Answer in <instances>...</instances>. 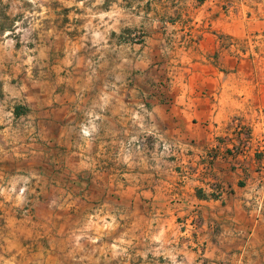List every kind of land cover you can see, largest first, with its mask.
<instances>
[{
    "label": "rangeland",
    "instance_id": "rangeland-1",
    "mask_svg": "<svg viewBox=\"0 0 264 264\" xmlns=\"http://www.w3.org/2000/svg\"><path fill=\"white\" fill-rule=\"evenodd\" d=\"M155 6L0 0V264L206 263L203 254L188 260L174 251L176 243L150 225L148 198L131 189L135 169L146 184L157 167L174 166L182 177L199 167L187 159V141L154 124L150 112L159 84L172 89L178 80H162L157 67L151 79L133 73L156 29ZM55 88L74 96L73 122L60 128L62 139L37 140L30 151L21 137L33 123L15 118V98L2 92ZM197 211L177 220L199 245Z\"/></svg>",
    "mask_w": 264,
    "mask_h": 264
},
{
    "label": "crops",
    "instance_id": "crops-1",
    "mask_svg": "<svg viewBox=\"0 0 264 264\" xmlns=\"http://www.w3.org/2000/svg\"><path fill=\"white\" fill-rule=\"evenodd\" d=\"M224 1L149 0L156 5L151 7L156 29L132 61L134 76L150 78L157 67L162 80L170 75L178 80L172 89L159 84L157 96L150 95L154 124L187 141L184 151L191 163L200 165L209 153L211 160L199 176L182 177L174 166L157 167L146 174V184L143 171L135 169L129 174L131 189L135 198H148L150 225L166 233L176 243L171 248L188 260L202 249L205 264H264V202L251 212L242 202L249 187L264 181V37L246 39L264 35V0H229L231 11L223 9ZM156 3L166 6L159 9ZM198 34L193 43L191 37ZM138 64L145 69L138 71ZM55 90L2 92L4 98H15L10 113L33 123L21 137L27 149L37 140L62 139L60 128L73 122L74 96ZM214 182L228 189L224 200L208 196ZM249 195L255 196L253 191ZM194 207L199 245L184 235L177 220L188 221ZM223 259L227 263H220Z\"/></svg>",
    "mask_w": 264,
    "mask_h": 264
},
{
    "label": "built area",
    "instance_id": "built-area-1",
    "mask_svg": "<svg viewBox=\"0 0 264 264\" xmlns=\"http://www.w3.org/2000/svg\"><path fill=\"white\" fill-rule=\"evenodd\" d=\"M222 6H223V9L225 11H231V9H232L231 2L229 0H225L223 2ZM201 29H202V27H201ZM198 36H199V34L196 36H192L191 41L193 43H195L198 40ZM263 37H264V35L262 33H260V34H257L255 36L254 35L247 36L246 39H248V40H252L254 38L262 39ZM207 159L211 160V154L210 153L207 154ZM209 160H205L203 162H200V165H199L200 167H198V169H196L195 173H194L196 176L201 175L203 172H205L209 169V166H210ZM185 176H186V174L183 177H185ZM249 189L254 192L255 196L249 195L251 192ZM263 192H264V181H260L257 185L253 186V188L249 187L248 190H246V193L244 194L242 202H243V205L247 211L251 212V211L256 210V209L260 210L262 203L264 202ZM227 193H228V189L225 186H223L220 183L214 182L213 187L208 192V196L210 198H215L218 200H224L227 196ZM198 253L203 254L202 249H199Z\"/></svg>",
    "mask_w": 264,
    "mask_h": 264
},
{
    "label": "trees",
    "instance_id": "trees-1",
    "mask_svg": "<svg viewBox=\"0 0 264 264\" xmlns=\"http://www.w3.org/2000/svg\"><path fill=\"white\" fill-rule=\"evenodd\" d=\"M14 113H15V114L18 113V110H16V108L14 109Z\"/></svg>",
    "mask_w": 264,
    "mask_h": 264
}]
</instances>
